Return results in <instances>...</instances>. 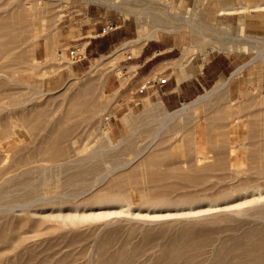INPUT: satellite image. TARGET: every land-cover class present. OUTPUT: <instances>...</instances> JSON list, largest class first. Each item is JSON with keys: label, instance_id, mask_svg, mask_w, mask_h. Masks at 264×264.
<instances>
[{"label": "rangeland", "instance_id": "374dc122", "mask_svg": "<svg viewBox=\"0 0 264 264\" xmlns=\"http://www.w3.org/2000/svg\"><path fill=\"white\" fill-rule=\"evenodd\" d=\"M88 12L230 55L240 95L122 105L141 47L73 63ZM0 264H264V0H0Z\"/></svg>", "mask_w": 264, "mask_h": 264}, {"label": "crops", "instance_id": "0c3cea01", "mask_svg": "<svg viewBox=\"0 0 264 264\" xmlns=\"http://www.w3.org/2000/svg\"><path fill=\"white\" fill-rule=\"evenodd\" d=\"M88 14L87 18L96 19L93 22L95 26L91 27L85 35L72 38L73 40L85 39V47L76 48L84 58L73 61V63L85 60L87 53H97L99 47H104L99 45L102 41H105L106 45L109 42L112 46L124 39L135 40L128 35L121 37L119 29L123 28V32L127 34L128 26L131 25L125 20H113L107 13L99 16L96 13L90 15L88 12ZM99 17L101 18L98 19ZM109 23L116 24V27L103 33V28ZM177 44L173 37L167 35H159L157 38L147 40L137 54L127 57L129 61L124 66V80L119 77L110 79L109 76L106 79V87L116 93V97L120 99L122 105L132 104L135 107L158 101L167 110L176 111L180 105L182 106L188 101L193 102L200 95L203 96L208 88H212L227 78L229 74L226 79L228 82L235 79L232 76L235 70H232L236 65L230 55L222 52L208 54L207 59L203 58L202 61L192 59L189 63L182 65L179 62L180 57L175 55ZM88 46L89 49L86 50ZM96 47L98 48L96 49ZM106 50L107 48L104 47L100 52ZM126 85L128 88H125ZM241 90L240 80H233L234 94L240 95Z\"/></svg>", "mask_w": 264, "mask_h": 264}, {"label": "bare ground", "instance_id": "6f19581e", "mask_svg": "<svg viewBox=\"0 0 264 264\" xmlns=\"http://www.w3.org/2000/svg\"><path fill=\"white\" fill-rule=\"evenodd\" d=\"M96 1V0H95ZM116 7H118V5H115ZM261 5H258V7H260ZM257 7V6H256ZM226 10V11H225ZM224 11L226 12V13H232V12H235L236 10H238L237 8H228V9H225ZM225 12H223V13H225ZM144 23V22H143ZM142 23V24H143ZM141 24V22H140V25H142ZM145 24V23H144ZM142 25L141 27H143V28H139V33H138V37L135 39V40H132V41H129V42H126L124 45H122L121 47H119V49H118V51H116L115 52V54L116 53H121V51H123V50H125L126 48H128V47H130L131 48V50L133 51V52H136L137 50H138V48H140L147 40H149L151 37V35H149V34H147V32H148V27L147 26H145V25ZM124 52V51H123ZM186 56H183V59L182 60H186L187 58H185ZM115 58V57H114ZM112 59L110 62H107V63H105V62H103V60L100 62V63H98V64H96L95 65V67H94V70H95V72H96V70L98 69L99 70V68H102L103 66H105L106 65V67L107 66H109V67H115V65H116V58L115 59ZM185 58V59H184ZM191 59V58H190ZM182 63V62H181ZM222 87H224L223 85H218V86H216L215 88H213L209 93H208V95L207 96H202L200 99H206V98H208V97H213V96H219V93L221 92V90H222ZM190 106V104L188 103V104H184V106L181 108V109H179V110H177V111H175L173 114L174 115H182V114H184L185 112H186V110L188 109V107ZM105 134L106 135H108V131H106L105 130Z\"/></svg>", "mask_w": 264, "mask_h": 264}, {"label": "built area", "instance_id": "2783aa9c", "mask_svg": "<svg viewBox=\"0 0 264 264\" xmlns=\"http://www.w3.org/2000/svg\"><path fill=\"white\" fill-rule=\"evenodd\" d=\"M115 27H116V24H113V23L106 24L105 27L103 28L102 32L106 33L108 31L113 30ZM69 54H70V57L73 61L81 60L84 58V57H82V55L80 53H78L77 49L69 50Z\"/></svg>", "mask_w": 264, "mask_h": 264}]
</instances>
